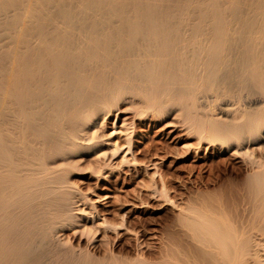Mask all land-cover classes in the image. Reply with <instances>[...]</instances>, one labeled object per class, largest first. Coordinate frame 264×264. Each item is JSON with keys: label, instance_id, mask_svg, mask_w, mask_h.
I'll use <instances>...</instances> for the list:
<instances>
[{"label": "bare ground", "instance_id": "6f19581e", "mask_svg": "<svg viewBox=\"0 0 264 264\" xmlns=\"http://www.w3.org/2000/svg\"><path fill=\"white\" fill-rule=\"evenodd\" d=\"M0 33V264H264V160L252 152L246 213L196 201L178 216L189 242L160 261L97 255L127 214L91 215L86 247L63 238L80 232L75 158L105 146L99 121L123 103L141 117L182 114L209 146L259 142L264 0H0Z\"/></svg>", "mask_w": 264, "mask_h": 264}, {"label": "rangeland", "instance_id": "374dc122", "mask_svg": "<svg viewBox=\"0 0 264 264\" xmlns=\"http://www.w3.org/2000/svg\"><path fill=\"white\" fill-rule=\"evenodd\" d=\"M262 100L260 105L264 107V98ZM130 105L123 103L120 110L113 111L105 120L100 119L103 126L99 132L106 137L103 138L105 146L92 148L75 158L79 162L70 171L68 182L79 195H74L79 198L74 217L76 229L80 232L76 236L74 230H65L63 238L72 246L86 247L91 239L92 223L89 221L92 216H98L95 219L97 224H101L104 218L118 224L121 215L127 214L126 228L115 234L109 233L107 241L111 244H101L97 255H114L129 260L141 257L156 262L174 249L178 237L189 242L182 237L185 230L183 232L180 228L178 216L182 209L196 204V201L205 203L207 208L213 207V212L219 209L222 201L225 212L232 218L244 214L248 205L243 201L247 200L239 191L251 170L247 155L252 152L255 158L264 160V130L259 142L245 149L209 146L188 131L187 123L181 124L184 122L182 114L176 116V112L157 119L148 113V117H141L136 116L137 108ZM125 118L128 120L124 124ZM101 152L108 155L114 152L115 156L110 161L100 159L96 163L94 159ZM75 159L70 161L74 163ZM168 246L171 249L168 250Z\"/></svg>", "mask_w": 264, "mask_h": 264}]
</instances>
